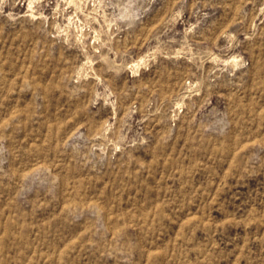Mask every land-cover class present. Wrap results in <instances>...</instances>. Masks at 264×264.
Segmentation results:
<instances>
[{"label": "rangeland", "instance_id": "1", "mask_svg": "<svg viewBox=\"0 0 264 264\" xmlns=\"http://www.w3.org/2000/svg\"><path fill=\"white\" fill-rule=\"evenodd\" d=\"M0 264H264V0H0Z\"/></svg>", "mask_w": 264, "mask_h": 264}]
</instances>
